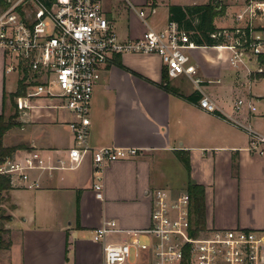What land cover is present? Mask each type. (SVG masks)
Listing matches in <instances>:
<instances>
[{
    "label": "crops",
    "instance_id": "0c3cea01",
    "mask_svg": "<svg viewBox=\"0 0 264 264\" xmlns=\"http://www.w3.org/2000/svg\"><path fill=\"white\" fill-rule=\"evenodd\" d=\"M135 2L147 8L145 23L130 4L131 9L120 14L101 3L120 42L140 38L147 27L162 30L168 22L169 5L189 6L172 0ZM226 2L229 25L218 27L222 17L214 25L230 30L241 0ZM188 54L202 80V93L217 110L200 109L202 95L193 83L182 75L167 77L159 56L115 55L101 67L93 88L88 144L134 149L136 154L103 169L102 200L95 198L90 156L71 171L30 172V182L36 183L31 189L12 178L1 205L10 217L4 223L10 246L0 250L6 264H101V245L92 241L93 230L107 220L123 230L148 228L151 193L164 189L176 196L186 192L188 182L203 189L206 227L264 230V155L249 150L246 131L235 124L264 135V71L257 72L264 65L247 53L243 65L233 68L230 52L218 46H198ZM7 76L0 52V114H4L3 93L19 88L16 80L15 89L7 91ZM239 100L243 104L235 109ZM39 102L45 108L26 115L16 110L20 125L7 132L3 146L17 149L12 159L40 151L55 165L72 147L67 126L72 117L49 107L58 100ZM8 135H14L15 142L9 143ZM177 153L185 154L189 170ZM124 237L108 239L118 242Z\"/></svg>",
    "mask_w": 264,
    "mask_h": 264
},
{
    "label": "built area",
    "instance_id": "2783aa9c",
    "mask_svg": "<svg viewBox=\"0 0 264 264\" xmlns=\"http://www.w3.org/2000/svg\"><path fill=\"white\" fill-rule=\"evenodd\" d=\"M0 7V52L5 72L17 75L22 86L14 102L22 115L43 109L41 100H58L49 105L71 115L67 123L72 147L66 158L51 164L49 157L32 151L21 159L6 158L0 175L16 177L31 189L32 171H71L87 156L92 161L95 198L102 200L101 175L110 163L136 154L134 149L92 148L88 144L90 105L100 69L115 55L154 54L161 58L169 78L185 76L202 95L200 109L214 113L216 105L202 93L196 66L188 52L197 48L176 23L167 22L160 31L149 27L140 38L120 42L104 15L100 0H4ZM145 23L146 13L135 11ZM234 27L223 31L219 48L230 52L233 68L243 65V57H264V0H241L233 14ZM213 38L216 35H212ZM264 69H258L262 73ZM243 102L237 101L235 109ZM249 109L255 108L249 105ZM249 150L264 155V135L250 127ZM150 226L142 230H123L113 220L104 221L92 231L91 239L101 245V264H264V230H198L192 221L190 197L186 192L172 195L164 189L151 193ZM125 236L121 241L109 237ZM147 237L148 243L141 242Z\"/></svg>",
    "mask_w": 264,
    "mask_h": 264
},
{
    "label": "trees",
    "instance_id": "16d2710c",
    "mask_svg": "<svg viewBox=\"0 0 264 264\" xmlns=\"http://www.w3.org/2000/svg\"><path fill=\"white\" fill-rule=\"evenodd\" d=\"M4 0H0V7H5ZM226 6L222 1L215 3L213 0L207 4L201 5H189V6H168V22H173L178 27L184 30L188 36L189 41L193 42L195 46L199 47H214L224 43V38L221 36L223 31L229 29H220L214 25V20L218 17H222L225 14ZM216 35L215 38L212 35ZM260 64L264 65V57L259 59ZM22 86L19 85L18 90L15 93L6 94L3 93L2 104L5 105L7 100L10 101L13 108L16 110L14 103L15 97L19 95V89ZM17 119V113L5 117L3 113L0 114V165L6 158H11L14 152L17 150L15 147L6 148L3 146V138L13 128L19 126L15 121ZM178 160L182 163L186 170H189L188 160L185 154H178ZM11 189L10 178L0 175V250L8 249L10 242L5 241L3 235L7 232L4 229V223L10 220V217L5 215V210L1 207L5 197L4 195ZM186 193L190 197L191 202V214L192 221L198 230L206 228L205 222V204L203 189L188 182Z\"/></svg>",
    "mask_w": 264,
    "mask_h": 264
},
{
    "label": "rangeland",
    "instance_id": "374dc122",
    "mask_svg": "<svg viewBox=\"0 0 264 264\" xmlns=\"http://www.w3.org/2000/svg\"><path fill=\"white\" fill-rule=\"evenodd\" d=\"M101 3L103 2L105 7L109 5V7H112L113 8V11L115 12L116 10H118V12L120 14H124V13H127L128 9H131L129 8V4L131 5V7L135 8L136 10H143L144 12L147 10V8H145L146 6H142L141 8L136 4L135 0H100ZM149 2H151V4H154V2L156 3V0L152 1V0H147ZM211 0H172V2H176V3H179V4H189V5H201V4H207L208 2H210ZM223 5L226 6L227 8V5H226V1L227 0H221ZM226 8H225V13H226ZM162 14V9H158V12H157V15L158 16H161ZM226 17L227 15L224 14L222 16V19L218 20L217 21V25L218 27H227L229 24L226 23ZM148 18V16L146 15V19ZM124 24V22H122ZM216 25V26H217ZM124 26V25H123ZM16 74L12 73V74H9V76H7V82H6V90L11 92L15 89V85H16ZM4 107V115L5 117H8L10 115H12L14 112H16V110L13 108L12 104L10 103L9 100H7L5 102V105L3 106ZM16 121V120H15ZM19 124V123H18ZM20 125V124H19ZM13 130V129H12ZM7 141L9 143H13L15 142V136L14 135H8L7 136ZM5 202V201H4ZM3 202V203H4ZM5 212V211H4ZM4 239H9L8 238V235L5 233L3 235ZM141 242L143 243H148V238L143 236L140 238ZM0 264H6L5 262V259L3 260L1 257H0Z\"/></svg>",
    "mask_w": 264,
    "mask_h": 264
},
{
    "label": "water",
    "instance_id": "95a60500",
    "mask_svg": "<svg viewBox=\"0 0 264 264\" xmlns=\"http://www.w3.org/2000/svg\"><path fill=\"white\" fill-rule=\"evenodd\" d=\"M215 3L220 2L221 0H213Z\"/></svg>",
    "mask_w": 264,
    "mask_h": 264
}]
</instances>
